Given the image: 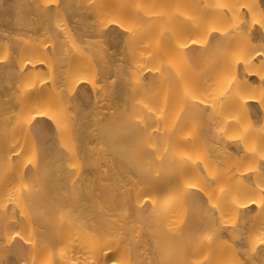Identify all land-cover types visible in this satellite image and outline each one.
Wrapping results in <instances>:
<instances>
[{
  "label": "bare ground",
  "instance_id": "bare-ground-1",
  "mask_svg": "<svg viewBox=\"0 0 264 264\" xmlns=\"http://www.w3.org/2000/svg\"><path fill=\"white\" fill-rule=\"evenodd\" d=\"M0 264H264V0H0Z\"/></svg>",
  "mask_w": 264,
  "mask_h": 264
}]
</instances>
